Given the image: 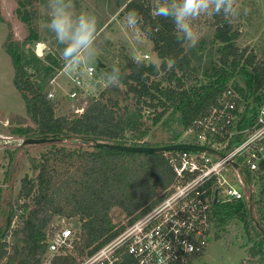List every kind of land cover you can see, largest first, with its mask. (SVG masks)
<instances>
[{
    "label": "trees",
    "instance_id": "trees-1",
    "mask_svg": "<svg viewBox=\"0 0 264 264\" xmlns=\"http://www.w3.org/2000/svg\"><path fill=\"white\" fill-rule=\"evenodd\" d=\"M173 1L160 0L153 7L146 0H129L125 4L126 15L132 10L139 13L137 23L146 32L160 64L125 56L122 69H110L108 74L124 85L137 100L145 102L148 99L152 107L156 106L153 101L163 106L155 122L160 120L167 107H172L180 111L186 127L207 110L228 85L234 86L245 96L264 89V60H258L251 50L237 46L240 32L227 18L222 8L224 5L219 11L215 6L212 25L216 40L223 45L221 67L214 70L215 79L199 86L193 84L187 69L183 46L185 38L177 30L174 15H156L157 8L173 7ZM17 14L25 23L28 21L27 14L20 10ZM7 53L14 67V88L20 93L36 125L35 135L59 141L74 138L91 147L84 150L52 147L41 160L29 157L36 174L32 178L25 176L21 179L17 194L18 199H28L29 202L17 204L12 216L20 218L21 222L10 230L9 239H3L9 227L8 220L0 230V261L5 264H40V258L46 251L45 230L55 216L78 217L83 246L101 243L118 232L110 216L113 208H120L129 217L145 205L152 206L160 198L159 191L172 183L173 172L162 152L140 153L96 147L97 142L125 144L126 123L124 117L117 114L115 104L95 99L77 117L56 116L57 102L50 100L44 85L36 81L40 63L34 72H30L27 68L29 62L22 58L18 43H11ZM46 69L48 74L54 76L52 69ZM160 72H165L167 82L173 84L162 86L155 79ZM234 77L242 79L244 87L236 83L226 84ZM139 144L152 146L144 142L133 145ZM14 155L15 152H10L3 179L10 191L13 186ZM250 203L252 205V201ZM31 206L26 216L20 214L22 209ZM214 209L218 229L215 238L223 237L230 244L233 223L236 226V221H240L249 241L264 243V232L260 230L262 223L258 220L259 226H256L249 206L243 202L217 203ZM11 210L8 202V211ZM260 253L261 250L252 249L253 255ZM53 264L74 262L68 257H57Z\"/></svg>",
    "mask_w": 264,
    "mask_h": 264
},
{
    "label": "rangeland",
    "instance_id": "rangeland-1",
    "mask_svg": "<svg viewBox=\"0 0 264 264\" xmlns=\"http://www.w3.org/2000/svg\"><path fill=\"white\" fill-rule=\"evenodd\" d=\"M128 1L0 0V230L4 228L5 220L9 221L3 239H9L10 230L21 222L20 218L12 216L17 204L29 202L28 199L17 197L21 179L25 176L32 178L36 174L29 157L41 160L52 147L91 149L74 138L40 144H21L26 138L38 137L35 135L36 125L20 93L13 85L14 67L7 53L11 43L19 44V52L24 61L29 62L27 68L30 72H34L40 63L36 81L44 85L47 96L49 93L53 94L49 99L57 102L56 116L77 117L92 100H108L115 104L117 114L125 119V144L144 142L153 146L180 140L185 126L179 110L167 107L164 115L155 122L154 119L163 110V106L153 101L156 106L152 107L148 99H145V102L137 100L124 85L108 74L110 69H122L125 56L143 60L145 63L160 64V60L152 51V43L146 32L138 23L132 26L127 23L124 6ZM146 1L153 7L160 0ZM181 2L182 0H174L173 5H179ZM215 6V2L210 3L199 15L184 21L190 26L191 39L177 25L178 32L185 38L183 46L191 82L197 86L215 79L217 76L214 70L221 67L220 54L223 45L216 40L215 28L212 25ZM222 8L234 29L240 32L237 46L251 50L258 60H264V0H231L229 10L226 11L227 2ZM18 10L28 15L26 23L17 14ZM59 16H66L69 22L68 37H59L52 26ZM82 19L94 23L92 41L87 47L68 55L65 49L73 43L71 36L79 28ZM193 41H197L195 46ZM145 53L149 55L147 58L143 57ZM97 61L103 65L98 66ZM89 65L94 66L96 70L93 78L83 75V68ZM46 68L52 69L54 76L48 74ZM79 73L83 75L85 88L76 89L77 97L71 99L68 94L75 87L73 76ZM179 75L180 72L177 73V76ZM155 79L159 80L162 86L170 83L166 80L165 72H160ZM234 83L244 87L243 80L238 77L230 79L226 84ZM10 152H15L11 191L3 180ZM8 202L12 206L11 211H8ZM243 203L251 208L253 217L256 221L260 220L261 228L264 229V214L250 202ZM31 208L32 206L22 209L20 214L26 216ZM62 216L64 225H72L73 228L80 226L77 216ZM110 216L113 222L119 224L126 220V214L118 207L111 210ZM56 222L58 216L54 217L51 224ZM236 223V226L233 223L230 244H227L223 237L215 238L218 233L215 224V234L209 236L204 252L196 260L197 264H264V243L249 241L243 232L242 223ZM252 249L261 250V253L253 255ZM0 264L5 262L0 261Z\"/></svg>",
    "mask_w": 264,
    "mask_h": 264
},
{
    "label": "built area",
    "instance_id": "built-area-1",
    "mask_svg": "<svg viewBox=\"0 0 264 264\" xmlns=\"http://www.w3.org/2000/svg\"><path fill=\"white\" fill-rule=\"evenodd\" d=\"M95 72L92 65L83 68L89 78ZM83 75L73 76L69 98L85 88ZM174 143L207 149L163 152L172 183L159 191L155 204L114 222L118 232L106 241L83 246L80 228L64 225L58 216L45 232L40 264H53L57 257L74 264H159L161 256L165 264H197L215 234V204L252 201L264 214V89L245 96L228 85Z\"/></svg>",
    "mask_w": 264,
    "mask_h": 264
},
{
    "label": "clouds",
    "instance_id": "clouds-1",
    "mask_svg": "<svg viewBox=\"0 0 264 264\" xmlns=\"http://www.w3.org/2000/svg\"><path fill=\"white\" fill-rule=\"evenodd\" d=\"M215 2L216 10L219 11L221 6L226 2L228 4L229 10L231 8V0H182L179 5H174L173 7L161 6L156 9V15L162 17H175L177 25L182 28V30L187 34L188 38H192V33L190 26L184 21L187 18L195 17L199 15L202 11L206 10L209 7L210 3ZM139 13L136 10L128 12L126 17L127 23L132 26L137 23V17ZM53 28L57 32V35L61 38L69 36V22L66 16H59L53 21ZM95 31L94 23H90L87 20L82 19L79 25V28L75 32L71 39L73 43L65 49L66 54L72 55L73 52L78 51L80 48L87 47L92 41V35ZM197 41H193V46H195ZM115 79V78H113ZM167 258L161 256L159 264H165Z\"/></svg>",
    "mask_w": 264,
    "mask_h": 264
},
{
    "label": "water",
    "instance_id": "water-1",
    "mask_svg": "<svg viewBox=\"0 0 264 264\" xmlns=\"http://www.w3.org/2000/svg\"><path fill=\"white\" fill-rule=\"evenodd\" d=\"M98 66H102L103 64L99 61ZM45 142H55L54 139H46V138H26L22 140L21 144H40ZM96 147H107L110 149H117L122 151H130V152H140V153H153V152H166V151H174V150H205L207 148L203 146H198L194 144L187 143H170L158 146H144V145H129V144H115L108 142H97L95 144ZM256 226H259V223L255 222ZM262 232L264 229L260 228Z\"/></svg>",
    "mask_w": 264,
    "mask_h": 264
},
{
    "label": "crops",
    "instance_id": "crops-1",
    "mask_svg": "<svg viewBox=\"0 0 264 264\" xmlns=\"http://www.w3.org/2000/svg\"><path fill=\"white\" fill-rule=\"evenodd\" d=\"M107 84V82H105Z\"/></svg>",
    "mask_w": 264,
    "mask_h": 264
}]
</instances>
